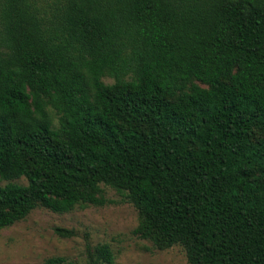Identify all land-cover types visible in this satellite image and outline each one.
<instances>
[{
  "label": "trees",
  "instance_id": "obj_1",
  "mask_svg": "<svg viewBox=\"0 0 264 264\" xmlns=\"http://www.w3.org/2000/svg\"><path fill=\"white\" fill-rule=\"evenodd\" d=\"M0 181V229L111 188L158 250L264 264V0H0Z\"/></svg>",
  "mask_w": 264,
  "mask_h": 264
},
{
  "label": "rangeland",
  "instance_id": "obj_2",
  "mask_svg": "<svg viewBox=\"0 0 264 264\" xmlns=\"http://www.w3.org/2000/svg\"><path fill=\"white\" fill-rule=\"evenodd\" d=\"M34 1L51 16L58 0ZM104 81L113 83L111 79ZM15 183L26 185L27 180L22 178ZM105 190L107 198L115 203L77 207L65 214L40 208L11 227L0 229V264H45L52 258H64L65 264H85L87 248L99 244L111 247L115 264H188L181 246L158 250L152 242L137 236L136 208L124 202L115 190ZM58 227L73 230L75 236H58L55 233Z\"/></svg>",
  "mask_w": 264,
  "mask_h": 264
}]
</instances>
